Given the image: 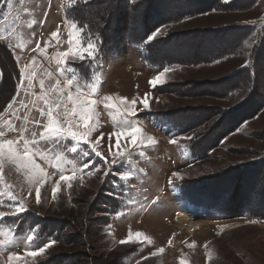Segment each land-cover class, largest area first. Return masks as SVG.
I'll return each instance as SVG.
<instances>
[{
  "label": "rangeland",
  "instance_id": "rangeland-1",
  "mask_svg": "<svg viewBox=\"0 0 264 264\" xmlns=\"http://www.w3.org/2000/svg\"><path fill=\"white\" fill-rule=\"evenodd\" d=\"M59 1L62 6L63 0H25L24 5L18 0L13 2L16 8L11 15L22 19L19 14L23 6H29L36 21L31 29L40 31L43 27L44 34L34 37L35 42H42L37 53L45 45L57 47L51 56L49 52L43 54L50 57L38 78L45 70L58 75L53 56L70 47L67 19H61ZM144 1L147 0L129 3ZM188 1L196 9L216 4L219 8L206 13L204 9L179 22L159 26V34L149 41L147 36L157 31L151 29L170 16L165 0L161 2L165 10L160 3L152 2L148 8L139 9L144 19L147 14L146 21L151 24L146 25L150 30L143 34L144 41H132L129 23L133 25L136 20L133 13L127 12V26L121 28L117 20L111 21L110 29H120L115 43L106 49L100 45L102 67L97 68V96H110L117 104L118 98L136 99V114L128 118L142 129L144 144L148 143V136L156 143L148 147L133 145L130 136L121 135L117 145V137H110L122 131L114 126L109 115L115 109H105L100 103L99 123L91 139L95 141L103 133L96 150L109 163L94 153L87 158L100 171L82 177L77 173L71 188L60 181L61 189L54 200L52 188L59 180V172L48 167L49 173L56 174L41 187V203L37 204L35 186H29L22 173L9 172L6 166L5 181L12 185V194L24 201L27 211L0 220V240L6 238L4 233H9L14 224L18 225L9 233L16 237L15 243L0 251V264H9L8 256L12 253L24 256L27 241L23 236L34 225L40 226L39 246L53 239L57 242L35 260L24 257L22 264H180L181 260L185 264H264V0ZM111 3L104 0L100 6L110 8ZM231 3L234 4L224 7ZM64 4L70 19L67 11L72 6ZM76 14H80L78 9ZM86 17L92 19L90 14ZM77 23L78 27L88 26L83 33L85 38L89 32L93 38L99 36L87 23ZM58 26L59 42L51 37ZM240 35V43L231 49L232 54L214 60L195 59L198 54L206 56L205 51L218 44L230 45ZM245 40L251 47L243 45ZM159 41L161 46H156ZM155 46L158 56L154 54ZM0 63L7 79L0 86L2 108L19 70L18 60L15 64L2 47ZM87 63L77 61L73 66L87 74ZM165 67L170 71L153 87L149 81ZM248 67L251 71L243 70ZM33 91L39 92L38 84ZM145 94L148 109L140 103ZM11 111L8 108L3 117L10 118ZM15 135L9 133L8 138ZM204 138L212 139L206 153L199 152L196 145ZM173 139L175 144L170 143ZM82 146L90 150L87 145ZM120 152L125 153L124 158L119 157ZM66 155L82 167L75 154ZM114 158L119 161L115 165L110 163ZM255 162L260 163L258 167ZM64 167V174L70 175L72 165ZM108 169L111 171L105 175ZM122 170H130L134 175L121 181L118 173ZM174 172H179L183 179L173 177ZM186 194L202 201H208L209 196L222 200L227 211L219 213L203 205H192ZM3 199L8 202L7 195ZM247 204L250 206L244 208ZM0 211L10 210L0 206ZM181 217L195 222L189 227ZM129 231L133 235L142 233L151 243L146 239L120 243L127 239ZM161 248L164 251L158 252ZM153 252L157 255L152 256Z\"/></svg>",
  "mask_w": 264,
  "mask_h": 264
},
{
  "label": "snow or ice",
  "instance_id": "snow-or-ice-1",
  "mask_svg": "<svg viewBox=\"0 0 264 264\" xmlns=\"http://www.w3.org/2000/svg\"><path fill=\"white\" fill-rule=\"evenodd\" d=\"M13 2L14 0H0V3L7 5V11L3 13L5 20L13 11ZM66 2L75 7L80 0H66ZM18 3L24 5L25 0H18ZM83 3H90V0H83ZM22 11L31 13L32 9L23 7ZM17 20H19V16H17ZM34 23H36L35 20L29 21L28 26L31 27ZM67 24L70 47L67 51H57L53 56L58 75L45 70L38 78L37 72L31 64L20 67L17 92L7 106L12 110L11 116L5 119L3 115H0V188L3 189L0 190V206L7 207L10 210L8 213L0 211V220L6 215L18 216L27 211L24 201L19 200L12 194V185L5 181L6 166H8L9 172L22 173L26 177L29 186H35L36 203L40 204L41 187H43L46 180L51 178V175L56 174L49 173L48 167H52L59 172V180L52 188V198L55 200L56 194L61 189L60 181L66 182L67 187L71 188L77 173H80L82 177L83 175H94L95 172L100 171L93 161L87 159L93 153L96 157L104 159L106 164L109 163L101 152L96 150V145L102 138L103 133L95 141L91 139V135L96 131L99 123L97 105L100 103H103L105 109H115L114 113L109 111V115L114 126L121 128L122 131L112 133L110 137L111 135L117 137V145H119L121 135L130 136L133 145L139 143L144 147H148L156 143L153 137L148 136V143L144 144V139L140 136L142 129L136 127L128 118L136 114V99L129 101L127 98H118L117 104L110 96L102 98L97 96L98 85L96 79L100 75L97 68L102 67L99 62L102 41L99 40L98 36L93 38L91 32L87 33L85 38L83 33L87 29V25L78 27V23L74 19H68ZM59 31L58 26L57 30L51 33V37L56 39L57 42H59ZM159 31L157 29L147 39L152 40L159 34ZM0 39H5V37L0 36ZM243 45L251 47L247 40L243 42ZM19 47L22 48L23 45H19ZM39 47L40 45L37 42L36 48ZM45 52L46 48L41 49V54H45ZM77 61L88 62L86 66L89 72L87 74H82L79 69L73 66ZM35 63V58H33L32 64ZM169 71L170 69L165 67L149 83L155 87L161 83L162 77ZM36 84L39 86V92L33 91ZM140 103L143 104L145 109L149 108L147 94L140 100ZM121 106H123V110H121ZM9 133H15L16 135L8 138ZM188 139H191V137H188ZM176 142V139L170 141L172 144ZM82 145H87L90 150ZM66 153L75 154L82 162V167H77V160L70 159ZM112 155L116 157L117 153ZM119 157L124 158L125 153L120 152ZM118 162L114 158L110 163L115 165ZM65 164L72 165L70 175L64 174ZM109 171L111 169L106 170L104 174L107 175ZM118 175L121 181L126 182L134 173L130 170H122ZM172 175L178 179H183L179 172H174ZM169 182L171 183V181ZM113 183L116 186V182ZM5 195L8 197L7 203L3 199ZM252 223H255V221H252ZM39 227V225L29 227L27 234L23 236L27 241L24 245V256L16 253L10 254L8 256L9 264H22L24 257L35 260L57 242L53 239L44 242L43 246H39L37 244ZM15 228H18V225L14 224L9 233ZM9 233H4L6 238L0 240V251L3 250L5 245L15 243L16 237ZM141 239H146L151 243V239L142 233L137 232L133 235L131 231H129L127 239L120 241V243L138 242ZM28 248H35V250L28 251ZM163 251V248L158 250V252ZM151 255L156 256L157 252H153ZM209 259H211L210 255ZM180 264H185V261L181 260Z\"/></svg>",
  "mask_w": 264,
  "mask_h": 264
},
{
  "label": "trees",
  "instance_id": "trees-1",
  "mask_svg": "<svg viewBox=\"0 0 264 264\" xmlns=\"http://www.w3.org/2000/svg\"><path fill=\"white\" fill-rule=\"evenodd\" d=\"M103 1L94 0L92 2V0H90V3H87V4L83 3V1L81 3L78 2V4L75 7H71L70 11H67V12H68V16L70 19H74L75 21H78L80 24L87 23L92 28V32L97 33V35H99L98 37L100 40H102L101 44H103L105 46V47H103L105 49L108 48L109 45L114 44L115 40H117V37L120 36L117 33L118 30H120V29L117 28V32L116 31L114 32L112 29H110L111 21L114 22V20L115 21L117 20L118 24H120L121 28H122V26H127V23H129V22H127L128 20L126 17L127 12H130L131 14L133 13L136 21H134L135 23L133 25H132V23H129L130 37H131L133 42H142L146 39V37H142L143 34H146L150 30V29L148 30L146 25H151V24L149 21H146L147 20V14H145V19H144L143 15L140 14L139 9L143 8V7L148 8V5L152 2H155L156 4L160 3V5L162 4L161 3L162 0H147V1L141 2L140 4L129 3V0H106V1L112 2L110 8L109 7L106 8V7L100 6V4ZM222 1L223 0H218V2H220V3ZM164 3L169 4L170 16H168L166 19H164L163 23H159V24L154 23L157 25L151 29L152 31L157 30V28H159V26L161 27V26L167 25L168 23L179 22L184 17L191 16L198 11L205 9L204 12L206 13L208 11L210 12V11L218 10V8H219V7H217V4H216V5H211V6L210 5L204 6V7H202L203 9L202 8L196 9L194 7V5L192 6L188 0H165ZM233 4L234 3L225 4L224 7L232 6ZM162 8H164V10H165L166 7L163 5ZM77 9L80 12V14H76ZM171 11H172V13H171ZM2 12H3L2 3H0V16L2 15ZM147 12H148V9H147ZM87 14H90L92 16V19L87 18L86 17ZM138 19L140 21H138ZM139 22H141V23L139 24ZM154 24H152V26ZM114 30H116V28ZM240 39H241V35L239 37L233 38L231 40L232 45L231 44L227 45L224 43L223 45L218 44L217 46H215L216 48L211 47L205 51V52H207L206 56H201V54H198L195 56V59L196 60H207L209 58V59L214 60V59L220 58L222 55L225 56L226 54L227 55L232 54L234 51H231V49L240 43ZM157 45L161 46L160 41L156 43V46ZM156 46H155L154 54H155V56H158V55H160V53L158 51H156ZM151 50H152V48H151ZM152 54H153V50H152ZM243 70L244 71L246 70V72L251 71L250 67L245 68ZM6 80L7 79L5 77L4 82H6ZM245 82L246 81H244L243 83H245ZM254 82L255 81H253V83ZM198 121H200V120H198ZM211 143H212V139L204 138V139L200 140L199 142L196 143L198 151L199 152L202 151V152L206 153V149ZM262 161H264V158L262 159ZM259 164L260 163L255 162L254 165H256L258 167ZM186 192H188V191H186ZM186 196H187V194H186ZM187 198H188L187 200L190 204L196 205L197 207L198 206L201 207L203 205L204 207L212 208L216 212H219V213H224L227 211L226 206H224L225 204L223 202H221L222 200L217 201L216 198L213 199L211 196H209L208 201H202L201 199H199V198L197 199L193 196H187ZM244 206H246L244 208H247L250 205L247 204ZM248 211H249V209H248ZM261 215H263V214H261Z\"/></svg>",
  "mask_w": 264,
  "mask_h": 264
},
{
  "label": "crops",
  "instance_id": "crops-1",
  "mask_svg": "<svg viewBox=\"0 0 264 264\" xmlns=\"http://www.w3.org/2000/svg\"><path fill=\"white\" fill-rule=\"evenodd\" d=\"M60 2V1H59ZM64 2H66L65 0H63V5L61 6V2H60V7H59V11H60V15L62 16V21H65V19L68 20L67 14H66V10H65V4ZM25 7V6H23ZM28 8H30L29 6H27ZM16 8V6L13 8ZM2 15L0 16V36L5 37V39H0V47H2V49L14 60V63L16 64V61L19 60L18 62V72L14 74V78H13V90H11V93L8 97V99L6 100V102L4 103L3 107L0 108V115H2V113L4 111H6L8 109V105L9 103L12 101L13 97L16 95L17 92V85L19 83V73H20V67H22L25 64H31L32 67L36 70L37 75H39L42 71V67L46 66V63L48 62L49 57L51 56L52 53H54V51L57 49L56 44L55 45H51V46H43V49L46 48V52L44 54V56L46 55L47 52L50 53V56H47L46 58L43 56V54H41L38 52L37 53V49L36 48V44L37 42L39 43V45H42L41 40L39 39L37 42L34 41V37L38 36L40 37V35L44 34L43 31V27L40 29V31H36L34 28V30L31 29V27L28 26V22L33 19V16L35 14H33V12L31 13H25V12H21V18H19V20H17V16L16 15H9L8 18L5 20L3 13L7 11V5L2 3ZM12 11V12H13ZM28 17V18H27ZM42 23L45 22V18H44V14H42ZM15 22L11 27H5L7 23L9 22ZM33 25V24H32ZM29 28V30L27 31V29ZM32 30V33H31ZM28 32L31 33V35H28ZM19 45H23V47H19ZM35 49V50H33ZM33 58H35L36 63L32 64ZM48 58V59H47ZM6 77V74L3 70L2 64L0 63V86L4 83V78Z\"/></svg>",
  "mask_w": 264,
  "mask_h": 264
},
{
  "label": "bare ground",
  "instance_id": "bare-ground-1",
  "mask_svg": "<svg viewBox=\"0 0 264 264\" xmlns=\"http://www.w3.org/2000/svg\"><path fill=\"white\" fill-rule=\"evenodd\" d=\"M180 220L182 221V223L188 225L189 227H191L190 225H192L193 222H195V221H193V219L186 218V217H181Z\"/></svg>",
  "mask_w": 264,
  "mask_h": 264
}]
</instances>
